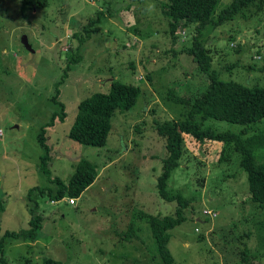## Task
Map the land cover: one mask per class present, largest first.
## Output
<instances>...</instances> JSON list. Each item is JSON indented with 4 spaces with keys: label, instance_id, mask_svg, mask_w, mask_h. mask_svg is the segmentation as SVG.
<instances>
[{
    "label": "rangeland",
    "instance_id": "1",
    "mask_svg": "<svg viewBox=\"0 0 264 264\" xmlns=\"http://www.w3.org/2000/svg\"><path fill=\"white\" fill-rule=\"evenodd\" d=\"M166 1L47 0L39 6L0 0V235L28 230L31 210L41 215L35 238H5L8 264H43L46 258L62 264H156L147 217L139 215L173 214L175 203L156 191L166 147L154 122L177 119L181 111L166 100L168 89L187 97L209 81L183 51L197 34L194 25L179 24L177 42L171 43ZM230 2L218 0L214 16ZM202 39L220 80L264 87V0L257 11L249 8L205 27ZM75 55L79 60L59 85ZM113 81L141 92L132 108L114 112L107 142L69 137L79 102L108 93ZM206 126L250 133L264 129V116L250 123L208 118ZM182 143L167 181L168 189L189 199L185 219L170 230L174 264H241L245 249L253 264H264V212L246 198L237 153L221 162L220 141L197 145L183 134ZM45 152L47 175L40 168ZM257 153L255 148V161ZM82 158L97 167L92 184L72 204L67 196L50 199L54 179L67 183ZM130 224L134 236L126 238Z\"/></svg>",
    "mask_w": 264,
    "mask_h": 264
},
{
    "label": "trees",
    "instance_id": "2",
    "mask_svg": "<svg viewBox=\"0 0 264 264\" xmlns=\"http://www.w3.org/2000/svg\"><path fill=\"white\" fill-rule=\"evenodd\" d=\"M31 5L45 6L47 0H26ZM218 0H167L162 4L164 15L169 19L168 27L171 34V43H176L178 25L193 24L197 34L192 36L191 43L184 46L185 54L197 65L199 70L207 75L208 84L197 94L187 97L179 96L173 89H168L166 100L181 107L177 119L155 121L158 135L164 138L166 155L162 160V170L156 180V191L160 198L175 203L173 214L160 215L140 212L139 217H147L151 235L155 242L153 258L156 264H174V259L168 249L170 230L185 219L183 209L189 199L182 195L179 189H168L167 181L172 171L178 167V158L183 148V134L201 145L206 140L220 141L221 148L218 161H230L232 153H237L239 166L244 170L247 184V200L264 212V129L247 133L245 128L240 131L215 130L210 126L202 127L204 120L215 118L233 123H250L264 116V87H246L233 81H222L211 69V55L205 46L202 34L207 26L213 28L223 22L233 19L236 15H243L245 10L254 8L259 10L262 0H231L219 13L214 16V9ZM249 7V8H248ZM248 8V9H247ZM72 56L68 61L61 79L70 72L71 66L79 60V55ZM57 90V89H56ZM139 87L113 81L108 93H94L82 99L77 106L74 122L68 130V135L74 140L91 145H104L107 142L112 127V116L115 111H126L132 108L139 96ZM58 94V91H57ZM55 95L57 98L58 95ZM52 116L50 122L55 119ZM60 118L62 116H59ZM48 122V123H50ZM39 142L45 147L43 133H38ZM258 148V161H255L254 151ZM46 159L48 154L40 156V168L46 175ZM97 167L90 160L82 158L75 167L67 183L58 177L54 179L56 190H48V197L60 200L65 196L77 198L95 180ZM28 190V197L34 189ZM40 195L45 188H40ZM29 199V198H28ZM36 206V205H35ZM32 208V207H31ZM33 209V208H32ZM28 220L30 227L21 233L5 230L0 235V264H8L3 256L4 240L8 236L35 238L39 230L41 215L33 214ZM125 231V237L134 236L131 231ZM253 256L247 251L240 252L241 264H253ZM43 264H62L55 259L46 258Z\"/></svg>",
    "mask_w": 264,
    "mask_h": 264
},
{
    "label": "water",
    "instance_id": "3",
    "mask_svg": "<svg viewBox=\"0 0 264 264\" xmlns=\"http://www.w3.org/2000/svg\"><path fill=\"white\" fill-rule=\"evenodd\" d=\"M22 41H23V44L25 45L26 48H30V46H29V44H28V42H27L25 37H23Z\"/></svg>",
    "mask_w": 264,
    "mask_h": 264
},
{
    "label": "built area",
    "instance_id": "4",
    "mask_svg": "<svg viewBox=\"0 0 264 264\" xmlns=\"http://www.w3.org/2000/svg\"><path fill=\"white\" fill-rule=\"evenodd\" d=\"M75 202V198H69V203H74Z\"/></svg>",
    "mask_w": 264,
    "mask_h": 264
}]
</instances>
